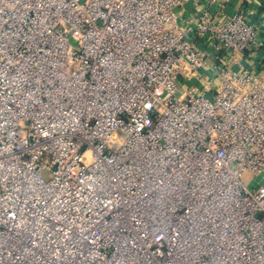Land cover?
<instances>
[{
	"label": "built area",
	"instance_id": "1",
	"mask_svg": "<svg viewBox=\"0 0 264 264\" xmlns=\"http://www.w3.org/2000/svg\"><path fill=\"white\" fill-rule=\"evenodd\" d=\"M189 1L0 0V264H264L259 27L198 6L206 78Z\"/></svg>",
	"mask_w": 264,
	"mask_h": 264
},
{
	"label": "crops",
	"instance_id": "2",
	"mask_svg": "<svg viewBox=\"0 0 264 264\" xmlns=\"http://www.w3.org/2000/svg\"><path fill=\"white\" fill-rule=\"evenodd\" d=\"M208 0H190L186 6L180 10L184 15V18L189 22V25L184 27L187 29V35L189 39L196 42L197 45L204 50L208 64H211L204 73L206 78H215L214 68L217 65L229 64L227 53H220L217 56L213 53V41L210 38L199 39L195 34L196 19L198 6H203ZM213 12L216 15L227 18L235 12H244L247 14L250 22L259 27V40L264 45V0H218V2L212 7ZM233 64L236 71H241L242 68L258 69L257 72L264 73V48L255 51H249L246 54L240 56ZM196 79H191L189 84H197Z\"/></svg>",
	"mask_w": 264,
	"mask_h": 264
},
{
	"label": "rangeland",
	"instance_id": "3",
	"mask_svg": "<svg viewBox=\"0 0 264 264\" xmlns=\"http://www.w3.org/2000/svg\"><path fill=\"white\" fill-rule=\"evenodd\" d=\"M262 181H264L263 176L259 177L258 180H257V182H262ZM253 184H256V182H254Z\"/></svg>",
	"mask_w": 264,
	"mask_h": 264
}]
</instances>
